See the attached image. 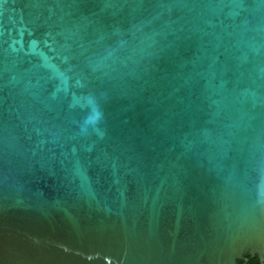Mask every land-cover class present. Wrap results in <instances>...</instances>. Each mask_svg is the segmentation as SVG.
I'll return each mask as SVG.
<instances>
[{
    "label": "water",
    "instance_id": "95a60500",
    "mask_svg": "<svg viewBox=\"0 0 264 264\" xmlns=\"http://www.w3.org/2000/svg\"><path fill=\"white\" fill-rule=\"evenodd\" d=\"M255 256L264 0H0V264Z\"/></svg>",
    "mask_w": 264,
    "mask_h": 264
},
{
    "label": "trees",
    "instance_id": "16d2710c",
    "mask_svg": "<svg viewBox=\"0 0 264 264\" xmlns=\"http://www.w3.org/2000/svg\"><path fill=\"white\" fill-rule=\"evenodd\" d=\"M238 263H241L240 261H238ZM246 264H258V259L257 257H253V258H249L248 262Z\"/></svg>",
    "mask_w": 264,
    "mask_h": 264
}]
</instances>
